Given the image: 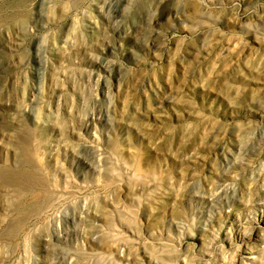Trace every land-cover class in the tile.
I'll return each instance as SVG.
<instances>
[{
	"label": "rangeland",
	"instance_id": "374dc122",
	"mask_svg": "<svg viewBox=\"0 0 264 264\" xmlns=\"http://www.w3.org/2000/svg\"><path fill=\"white\" fill-rule=\"evenodd\" d=\"M0 264H264V0H0Z\"/></svg>",
	"mask_w": 264,
	"mask_h": 264
}]
</instances>
